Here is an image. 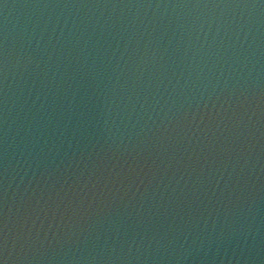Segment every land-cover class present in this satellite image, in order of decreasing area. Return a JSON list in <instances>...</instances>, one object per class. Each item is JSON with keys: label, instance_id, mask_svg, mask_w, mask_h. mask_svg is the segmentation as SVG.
Instances as JSON below:
<instances>
[{"label": "water", "instance_id": "obj_1", "mask_svg": "<svg viewBox=\"0 0 264 264\" xmlns=\"http://www.w3.org/2000/svg\"><path fill=\"white\" fill-rule=\"evenodd\" d=\"M210 22L250 28L249 42L223 66L227 87L223 77L217 86L219 65L205 72L212 98L193 115L200 92L181 90V80L172 93V85L189 32ZM133 33L120 77L126 86L113 89L115 60ZM37 37L46 51L32 46ZM145 44L157 55L133 81ZM5 49L15 73L6 112L0 91V227L7 215L9 264H264L261 0H0V54ZM29 55L40 68L25 70ZM131 89L133 98L147 97L144 110L128 99ZM29 229L39 233L34 247L18 239ZM136 233L167 240L120 252ZM113 245L124 260L107 259Z\"/></svg>", "mask_w": 264, "mask_h": 264}, {"label": "clouds", "instance_id": "obj_2", "mask_svg": "<svg viewBox=\"0 0 264 264\" xmlns=\"http://www.w3.org/2000/svg\"><path fill=\"white\" fill-rule=\"evenodd\" d=\"M261 4L264 5V0H261ZM199 5H194V7H198ZM237 7H247V8H256L257 5H236ZM203 7H231V5H203ZM251 29L245 30V26L238 25L235 30L231 27V22H228L227 25H223L220 23H208V24H200L198 29L193 32H189V40L185 45L184 57H182V62L184 63V67L181 68L179 75L176 76V84L172 85V93L175 92L177 85H180L181 80H183V85H181V90L183 87L191 84L197 91L200 92V102H198L193 111V115L195 111H199L201 108V104L203 107L208 106V102L211 100L212 96L208 93V85L205 83V72L210 71L211 67H215L217 65L220 66L221 72L217 78V86H220V77H223L224 87H227L230 76H227L223 72V66L227 63L230 56L235 55L238 49L244 47L249 42V33ZM135 33H133L128 40L124 43V47L122 51H119V45L117 49L113 51V57H115L116 51H119V57L115 60V67L113 68V73L115 74V81L112 83V88L116 87H125V85L120 84V77L124 74V65L128 63L126 59L127 54L129 53V44L135 39ZM64 38L63 30L59 36H57V42L59 43ZM142 38V37H141ZM177 40L184 39V31L183 27L180 26L178 29V34L175 37ZM32 43V46L35 49H42L44 51L47 50L48 44L43 41L42 38L37 37ZM76 43H80V38L77 37ZM88 40L83 41V47L80 49V54L84 56V59L87 60V51H88ZM148 44H145L144 51L138 57V63L135 64L131 70L130 78L135 81L138 78H142L145 66L151 62L155 61L158 49L153 48L151 51V55H149ZM138 49L133 48L132 52H137ZM167 49L165 48L164 52H162L161 59L164 58ZM59 59V57H58ZM112 58H109V62H111ZM123 62V63H122ZM45 65H50L52 63V55L49 54L46 61H43ZM210 63V66H209ZM35 64L36 68H40L41 61L36 59L35 57L29 55L26 63L25 70H28V66ZM139 73V77L137 76ZM45 75H48V72H45ZM58 70L51 71L52 80L57 79ZM175 75V73H174ZM15 79V73L10 69L9 57L7 50L0 54V91L3 92L4 95V110L7 111L8 105V92H9V78ZM199 82V84L197 83ZM152 83L151 80L148 81V85ZM148 85H145L147 87ZM158 87V86H157ZM31 92V89L29 90ZM215 91V88L213 89ZM223 91V88H221ZM135 93V89H131L129 91L128 99L135 104H139L140 109L144 110L145 102H147V97L144 98V101H141L139 94H135L133 98V94ZM172 93H169L171 95ZM243 95V93H241ZM36 99L40 100V95L37 93ZM152 101L155 104H159L160 97L157 95H152ZM115 101H113L114 103ZM191 108V105L189 106ZM109 111H111V104L109 105ZM187 115V113H185ZM149 119H151V114H148ZM4 123L7 124V119L5 117ZM7 127L4 128L5 136H7ZM223 175V173H221ZM39 214L37 213V216ZM116 233L119 235V228H116ZM18 239H21L23 244L29 245L30 247H34L39 239V233L36 234V237H33L31 234V230L27 235L22 234ZM187 236H185V242L187 241ZM167 240V234L160 235L159 233L153 234L151 237H148L146 234L136 233L130 238H126L121 242L120 252H124L123 245H127V253L131 254L134 250L139 252L142 248H152L154 245L157 249L164 247V241ZM15 243V241L13 242ZM171 243V241H168ZM183 247V244H181ZM103 251V250H102ZM117 248L115 245L111 247V250L107 256V259L110 260H124L126 256L124 255H115L112 253H116ZM11 258L10 249H9V227L7 215H5L3 226L0 227V264H9V260ZM97 256L93 255L90 257L91 260H97ZM100 259H104L105 257L101 256ZM138 258V257H137Z\"/></svg>", "mask_w": 264, "mask_h": 264}]
</instances>
